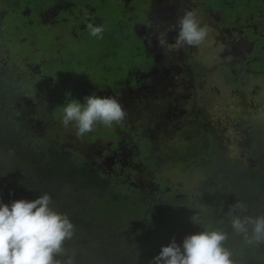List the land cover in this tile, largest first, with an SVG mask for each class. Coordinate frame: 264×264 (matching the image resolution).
<instances>
[{
  "label": "flooded vegetation",
  "instance_id": "obj_1",
  "mask_svg": "<svg viewBox=\"0 0 264 264\" xmlns=\"http://www.w3.org/2000/svg\"><path fill=\"white\" fill-rule=\"evenodd\" d=\"M184 10L196 13L201 25L207 26L208 37L199 47L185 46L177 51L172 45L178 34L174 27ZM89 22L104 27L102 38L93 37L91 45L80 40L89 34L86 27ZM160 32L166 33V44H160ZM69 40L73 41V51L78 57L88 59L90 50H97L98 58L89 62L99 75L91 73L89 64L82 61L78 66L84 71L83 78L72 75L76 65L68 57ZM78 43L87 45L88 50L78 49ZM210 46L219 47L225 55L222 57L220 53L223 62L217 69L229 72L226 80H237L240 75L252 82L256 77L264 78V0H0V97L6 98L0 103V113L5 109L18 122L23 123L27 118L35 122L39 117H34L39 95L60 105L70 99L83 103L84 97L92 94L117 98L127 117L121 124L108 127L109 134H101L105 126L98 130L97 136L104 137L108 147L102 149L94 143L96 138L92 143L87 135L81 144L85 155L91 147L97 156L92 164L106 166L109 174L124 178L120 179L121 183L126 181L127 187L134 186L137 180L134 165L138 159L133 147L144 148L145 135L150 132L153 141L150 143L148 139L149 148L159 144L160 149L162 139L169 142L181 134L178 125L172 127L165 121L169 118L165 110L171 111V102L166 105L167 100L163 101L171 95L167 94L166 86L177 79L195 83L201 72L192 70L204 67L199 52ZM121 67L123 77L113 81V70ZM111 83H117L120 88ZM54 110L49 108L50 125ZM191 117H195L194 113ZM166 123L170 125L169 132L161 130ZM126 128L131 129L128 134L134 131L136 141L122 136ZM240 141L244 142L242 135ZM87 142L90 143L86 145ZM218 147L216 138L207 155L218 158L219 153L215 151ZM263 163L264 153L262 160L259 152L252 159L242 149L239 156L229 160L227 176L223 177L227 191L222 197L215 194L223 200L227 211L229 205L239 200L247 205L245 214H264ZM176 171L184 174L183 170ZM201 185L197 183L193 191L186 190L180 197L175 195L177 185L167 189L177 204L188 202L197 213L195 218L229 223L226 213L215 210L213 221L211 212L203 209L199 198ZM216 186L222 187L218 182ZM241 241L244 242L242 238Z\"/></svg>",
  "mask_w": 264,
  "mask_h": 264
},
{
  "label": "trees",
  "instance_id": "obj_2",
  "mask_svg": "<svg viewBox=\"0 0 264 264\" xmlns=\"http://www.w3.org/2000/svg\"><path fill=\"white\" fill-rule=\"evenodd\" d=\"M244 81L247 79H242L240 75L233 83ZM248 81L252 82L251 79ZM5 100V97H0V103ZM174 101L179 110L183 109L181 106L185 101L180 99L179 93L168 96L166 105L170 102L172 105ZM63 106L54 103L50 107L55 108L51 122L57 120L60 126ZM190 106L189 113L165 110L169 115L165 121L172 127L178 125L181 134L169 142L166 138L162 139L163 148L159 151L149 148L153 141L151 132L145 135V147L139 144L142 149L137 150L140 153L137 152L136 157L139 161L143 151L151 152L153 175L144 178L147 185L141 183L129 187L126 181L120 182L123 177L118 179L113 173L109 174L106 166L91 163L97 156L91 147L90 152L84 154L81 142L85 139L81 138L76 143L65 140L64 129H54L50 125L49 111L44 119L37 117L32 122L27 118L21 123L3 109L4 113H0V202L32 200L39 194L48 193L52 198L51 206L66 214L75 226L73 239L65 242L69 255L75 250V264H102L103 260L110 262L114 259L120 264H148L159 253L161 246H166L172 238L181 244L186 235L197 233L204 226L222 228L231 239L233 232L230 224L215 221L214 211L227 213L223 200L215 194L222 197L227 191L223 177L227 176L228 162L234 157L229 156L228 146L221 143L215 128L209 124V112L192 101ZM43 107L46 109L47 105L43 103ZM191 113H194V118ZM170 125L166 123L161 130L169 132ZM251 126L250 134L241 131L245 141L242 150L247 151L252 159L259 152L262 160L264 128L254 122ZM69 127L75 129L71 124ZM123 137L136 141L137 135L133 131ZM155 137L158 135L155 134ZM216 138L219 147L223 146L222 152H217L218 158L207 155ZM178 140L182 143L178 144ZM169 167L174 171L180 169L187 172L192 167L201 170L200 202L203 209L211 212L215 222L210 223L206 217L195 218L197 213L187 201L177 204L172 200L170 190L163 189L165 185L162 181L165 177L162 171ZM135 178L141 182L138 175L135 174ZM215 181L222 187L217 188ZM191 218L198 220L199 224ZM258 247L264 250V245Z\"/></svg>",
  "mask_w": 264,
  "mask_h": 264
},
{
  "label": "clouds",
  "instance_id": "obj_3",
  "mask_svg": "<svg viewBox=\"0 0 264 264\" xmlns=\"http://www.w3.org/2000/svg\"><path fill=\"white\" fill-rule=\"evenodd\" d=\"M175 25L178 34L172 43L174 50L199 47L208 37L207 26L201 25L192 10H184ZM86 27L91 36L102 38L103 25L89 22ZM158 39L161 45L166 44V33L160 32ZM126 117L127 111L117 98L92 94L85 96L83 103L70 99L63 106L61 123L64 128L73 125L80 138L98 124L112 127ZM51 205L48 193L32 200L0 202V264H75V250L69 255L65 248V242L75 235V226L66 214ZM245 213L246 203L237 200L229 205L226 215L233 234L242 237L246 245H264V214ZM191 220L199 224L198 220ZM228 239L222 228L204 226L201 231L186 235L181 244L172 238L148 264H236L232 251L225 246Z\"/></svg>",
  "mask_w": 264,
  "mask_h": 264
},
{
  "label": "rangeland",
  "instance_id": "obj_4",
  "mask_svg": "<svg viewBox=\"0 0 264 264\" xmlns=\"http://www.w3.org/2000/svg\"><path fill=\"white\" fill-rule=\"evenodd\" d=\"M85 44L91 45L93 43V36L90 34L87 35L86 38L80 39ZM78 43V49H87L88 46ZM70 49L71 53L68 54V57H72L75 61V68L73 76H82L84 75V71L78 66V64L82 62H87L90 66L89 71L93 74H100L99 71H95L94 66L90 64L89 61H92L98 58V52L96 49L90 50L88 59L87 57H78L73 51V41L69 40L67 43V50ZM212 49L210 53L205 50ZM16 51L19 52V48H16ZM224 57L223 51L220 52L219 47L210 46L208 48H201L199 55L202 57V65L203 69L200 67L196 70H192L193 72H201V74L196 78L195 83L188 84V80H171V82L166 86L167 94L173 95L175 93L180 94V99L185 103L182 104V108H178L177 102L174 101L171 105V110H178V114L180 113H189L190 105L189 101L194 102L197 105H200L201 108H205L209 112V124L215 128L216 133L218 134L220 141L222 144H225L229 148V156L237 157L240 155V150L244 148L245 141L241 146V131L244 133L250 134L252 132L251 122L257 124L261 123L262 125L258 127L264 128V78L256 77L254 78V82L244 81L233 83L234 80H226L229 72H224V68L217 69V66L221 64L223 61L221 60V55ZM123 68L121 67L118 71L113 70V81L118 80L119 77H123ZM101 78H104L102 75ZM86 82V80H84ZM95 83H101L98 80H93ZM108 84V83H107ZM112 86H120L116 83H111ZM110 84V85H111ZM109 85V84H108ZM167 100L164 97L165 101ZM46 102L47 108L44 109L42 107L43 103ZM52 104V101L47 100L44 95H39L35 104V112L34 115H39V119L47 115L49 108ZM60 105V104H58ZM186 108V110L184 109ZM47 119V118H46ZM54 126V129L62 127L66 132L65 140L68 139L72 141V143L78 142L81 138H78L75 135V129H71V127L64 128L60 126L58 123H51ZM103 125L98 124L95 129L86 134L88 141H91L95 144L101 145L105 149L108 147L107 141L104 137L97 136L99 131L103 128ZM49 127V126H48ZM99 130V131H98ZM128 130H125L122 133V136L128 135ZM109 134L108 127L104 128V131ZM264 134V131H263ZM97 136V137H96ZM187 136V135H185ZM90 142H87L88 145ZM162 147L161 145H155L152 150L157 151ZM223 146L218 147L215 151L222 152ZM135 152L137 151L135 147H133ZM150 151H143L141 155V159L137 161L134 165V171L136 176L138 175V179L141 181H136L134 186H138L141 183L147 185V181L144 180L148 176L153 175L152 166L154 163H150L151 157ZM192 171H184L182 174L179 171H174L173 168L169 167L168 170L162 171L164 174V178H162L163 185H165V189L169 187H173L175 185L177 189L176 194L178 197L181 196L186 190L194 189V186L197 183L200 185L203 183V176L199 168H190ZM156 170H154L155 172ZM124 182V181H122ZM153 184V183H152ZM133 186V185H132ZM163 194L159 195L162 196ZM232 243L226 242L225 246L228 247L233 253V259L236 264H264V250H259L258 246L254 245H246L241 241L240 236L233 235L231 237ZM93 256V255H92ZM100 256V255H95ZM102 264H120V262L116 259L106 262L102 261ZM128 264V263H127Z\"/></svg>",
  "mask_w": 264,
  "mask_h": 264
}]
</instances>
